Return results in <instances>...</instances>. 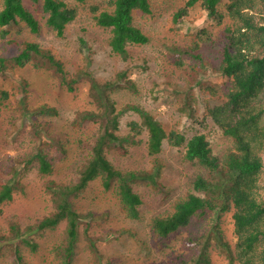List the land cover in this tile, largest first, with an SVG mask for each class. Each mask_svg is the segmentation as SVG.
<instances>
[{
    "label": "rangeland",
    "instance_id": "1",
    "mask_svg": "<svg viewBox=\"0 0 264 264\" xmlns=\"http://www.w3.org/2000/svg\"><path fill=\"white\" fill-rule=\"evenodd\" d=\"M185 1L150 0V13L135 10L133 24L149 41L129 44L127 54L120 56L108 44L110 31L94 20L92 7L109 9L108 0L84 3L65 0L77 14L61 37L45 24L41 3L23 0L38 19L39 32H31L23 22L5 27L6 38L0 35V56L19 53V46L7 40L19 45L36 42L63 62L69 78L79 80L75 89L68 91L53 70L38 69L32 63L11 66L0 75V91L6 90L9 95L8 99L0 98V167H9L19 153L35 144L43 146L54 158V174L66 180L76 178L88 156L89 143L102 124L99 120L77 122L81 112L102 110L90 90V78L101 84L113 82L107 93L117 110L122 111L119 134L126 135L129 122L138 119L131 106H140L167 129L174 128L188 137L204 133L213 153L222 158L232 146V140L205 115L209 96L205 86L210 85L223 94L228 79L213 67H206L191 51L183 50L192 45L202 28L217 32L223 27L199 4L185 17L174 21V12ZM219 9L225 12L224 0ZM218 48L217 43H203L196 53L201 52L216 66L221 59ZM42 106L52 110L42 113ZM136 139L138 142L125 144L126 151L112 144L106 153L119 168L158 171L155 183L139 180L133 184L142 199L140 218L131 219L126 215L115 185L105 189L100 178L90 181L71 199L73 208L82 216L72 264H181L182 260L195 256L197 247L205 241H208L210 264H231L225 247L214 234L215 230L234 246L231 213L206 211L168 237L160 238L154 233L151 219L171 211L177 198L194 191L193 181L202 173V168L185 160L184 147L164 142L161 151L151 155L146 146L147 133L142 132ZM19 176L26 193L18 192L13 200L0 203V234L7 232L12 220L28 227L36 216L53 208L43 194L45 174L22 168ZM66 227V221H62L56 227H34L21 237L0 240V264H16L15 247L25 262L57 264L52 247L65 238ZM23 238L35 247L24 243Z\"/></svg>",
    "mask_w": 264,
    "mask_h": 264
},
{
    "label": "trees",
    "instance_id": "2",
    "mask_svg": "<svg viewBox=\"0 0 264 264\" xmlns=\"http://www.w3.org/2000/svg\"><path fill=\"white\" fill-rule=\"evenodd\" d=\"M32 1L41 3L45 24L58 37L63 35L66 25L77 14L74 8L67 6L65 0ZM76 1L84 3L86 0ZM222 1L186 0L173 14L174 21H178L199 4L216 24L223 27L217 32L202 28L192 45L183 50L191 51L194 57L204 61L206 67H213L228 79L223 94L210 85L205 86L209 93L205 115L232 140V146L222 158L213 153L204 133L188 137L174 128L167 129L140 106H131L138 119L129 122L126 135L119 134L122 111L117 110L107 93L113 82L101 84L90 78V90L102 110L81 112L77 122L99 120L102 124L89 143L86 161L79 168L76 178L66 180L54 174V158L49 152L43 146L32 144L19 153L9 167L1 166L0 203L13 200L18 192L26 193L19 172L22 168H33L46 175L43 194L53 208L36 216L28 227L10 221V227L0 234V240L9 236L21 237L34 227L46 229L66 221L65 238L52 247V252L57 264H72L82 216L73 208L71 199L96 178L101 179L105 189L115 185L126 215L131 219L140 218L142 199L134 191L133 184L139 180L155 183L158 171L119 168L110 161L106 151L112 144L118 150L126 151L125 144L138 142L136 136L146 132L149 154L159 153L166 142L170 146L184 147L185 160L195 162L202 168V173L193 181L194 191L177 198L171 211L151 219L154 233L160 238L168 237L206 211L231 213L234 246H230L214 230L216 239L225 247L228 261L231 264H264V0H224L225 12L219 9ZM108 4L111 6L109 9L97 6L92 9L95 23L110 31L108 44L112 52L125 56L129 44L149 41L148 36L133 24V13L135 10L150 13V0H108ZM97 9H100L98 13L95 12ZM19 22H23L31 32H39V21L23 0H2L1 38H6L5 27ZM80 41L84 42L83 39ZM7 42L19 46V53L11 57L0 56V75L5 74L11 66L22 67L32 63L35 68L53 70L68 91L75 89L74 85L79 79L69 78L63 62L51 51L36 42H25L23 45L14 40ZM203 43H217L219 46L221 59L216 66L201 52L196 53ZM8 97L6 90L0 91L2 100ZM210 100L214 102L209 103ZM51 110L42 106L40 111L45 113ZM22 241L30 243L27 238ZM30 245L35 247V244ZM207 246L208 241L200 244L195 256L182 260L181 264H210ZM14 249L16 264H30L23 260L17 247Z\"/></svg>",
    "mask_w": 264,
    "mask_h": 264
}]
</instances>
